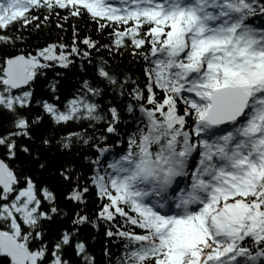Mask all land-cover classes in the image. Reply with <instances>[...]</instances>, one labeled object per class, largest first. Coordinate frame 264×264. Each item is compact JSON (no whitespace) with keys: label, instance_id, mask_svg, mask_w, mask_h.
<instances>
[{"label":"snow or ice","instance_id":"1","mask_svg":"<svg viewBox=\"0 0 264 264\" xmlns=\"http://www.w3.org/2000/svg\"><path fill=\"white\" fill-rule=\"evenodd\" d=\"M53 16L86 19L108 43L74 22L70 43L0 57V257L98 264L81 230L103 221L120 242L115 257L103 250L108 264H264V0H0V44ZM101 49L140 57L143 83L93 60ZM85 62L70 92L53 78L37 96L45 69ZM73 124L58 147L94 154L87 176L60 168L69 216L18 161L39 160L25 140L51 146L46 125ZM57 218L67 223L51 235Z\"/></svg>","mask_w":264,"mask_h":264},{"label":"trees","instance_id":"2","mask_svg":"<svg viewBox=\"0 0 264 264\" xmlns=\"http://www.w3.org/2000/svg\"><path fill=\"white\" fill-rule=\"evenodd\" d=\"M58 17L53 16L51 19L43 21L40 23L39 28L29 27L26 32L22 35L26 37V41L23 43H17L15 48L12 45L0 44V57L6 53H14L16 50L22 51H33L38 47H43L48 43L53 42H64L70 43L72 41V27L75 22L76 27L80 29V35L85 34L91 35L94 39L99 40L101 44L108 43L104 34H98L96 32L95 26L91 24L90 21L80 20L78 18H71L67 22L61 21L63 27L57 26ZM97 56H103L105 59L109 60L118 71L127 72L132 76L133 79L139 78V82L143 83V60L140 57H133L130 51H123L122 54H117L115 57L110 56L109 53L101 49L98 53H93V60ZM91 72V66L85 62L84 70L80 69L79 63L75 67L65 70L59 67L54 69H45V77H41L37 81V96L39 97L42 93L46 91L44 85L50 79H57L61 82L62 90L71 91L72 86H78L79 81L82 77H85ZM56 73H63L62 76H57ZM127 118V114H125ZM6 121V113L0 112V123ZM78 125H69L68 129L55 128L51 125H46L43 129V134L52 139L51 146H44L40 144L39 139L36 141L25 140L24 143L28 144L29 147L35 151L39 149V160L33 158L25 153L19 154L18 163L27 169L37 181L38 184H47L49 187L53 188L57 194L58 199L61 201L60 207L64 208L71 216L72 212L75 210L73 204H69L63 201L61 193L68 187V183L63 181L60 176V168L62 165L71 164L75 166V171L83 173L84 176L89 174V164L85 160V157H91L94 153L89 145L78 144L74 145L71 151L62 150L58 147L57 141L65 131L78 130ZM120 127L126 128L129 125L121 123ZM97 129L102 130L103 125L98 124ZM0 131H4L0 128ZM86 131L91 134L93 129H86ZM111 142V141H110ZM40 162H44L45 166L43 168L38 167ZM89 212L92 210V205H89ZM61 223H67V218L61 221L59 218L52 221L50 224L46 223L51 235H55L58 231V227ZM107 226L102 221L98 228L94 229L90 225L81 230V235L86 238L89 242L91 250L95 253L97 257L98 264H108V258L104 256V249L108 247L113 253V257L118 254L120 248V242L116 241L114 238H108L104 235L105 228ZM95 237L93 240L92 238ZM0 264H6V258L0 257Z\"/></svg>","mask_w":264,"mask_h":264},{"label":"bare ground","instance_id":"3","mask_svg":"<svg viewBox=\"0 0 264 264\" xmlns=\"http://www.w3.org/2000/svg\"><path fill=\"white\" fill-rule=\"evenodd\" d=\"M1 258H4V257H1Z\"/></svg>","mask_w":264,"mask_h":264}]
</instances>
